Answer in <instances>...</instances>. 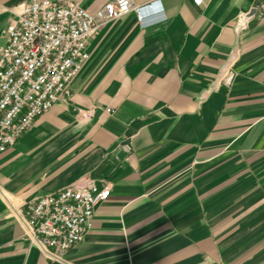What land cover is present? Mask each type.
<instances>
[{"label": "crops", "instance_id": "crops-1", "mask_svg": "<svg viewBox=\"0 0 264 264\" xmlns=\"http://www.w3.org/2000/svg\"><path fill=\"white\" fill-rule=\"evenodd\" d=\"M27 1L0 0V46ZM131 1L160 10L101 26L67 102L0 151V264H264V0ZM87 182L109 195L50 259L15 211Z\"/></svg>", "mask_w": 264, "mask_h": 264}, {"label": "built area", "instance_id": "built-area-1", "mask_svg": "<svg viewBox=\"0 0 264 264\" xmlns=\"http://www.w3.org/2000/svg\"><path fill=\"white\" fill-rule=\"evenodd\" d=\"M150 8L160 10L157 1L136 6L131 0H109L94 12L71 0L19 4L0 46V151L11 147L55 102H67L69 83L88 58L92 34L130 11L142 24ZM234 61L235 53L230 52L218 72L217 81L225 87L234 78ZM109 190L106 182L72 184L25 203L15 211L16 218L45 256L63 260L91 229L94 208Z\"/></svg>", "mask_w": 264, "mask_h": 264}]
</instances>
